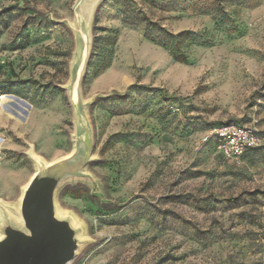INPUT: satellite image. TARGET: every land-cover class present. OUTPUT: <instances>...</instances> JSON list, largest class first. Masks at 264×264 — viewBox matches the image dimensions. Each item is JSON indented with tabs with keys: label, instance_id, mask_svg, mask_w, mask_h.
Listing matches in <instances>:
<instances>
[{
	"label": "rangeland",
	"instance_id": "374dc122",
	"mask_svg": "<svg viewBox=\"0 0 264 264\" xmlns=\"http://www.w3.org/2000/svg\"><path fill=\"white\" fill-rule=\"evenodd\" d=\"M102 1L0 0V97H14L0 98V209L21 218L40 163L81 147L55 196L79 231L70 264H264V145L223 159L203 142L253 118L264 136V0L203 13L191 0H137L172 33H193L182 48L122 23L116 5L99 20L97 35L118 33L100 70Z\"/></svg>",
	"mask_w": 264,
	"mask_h": 264
},
{
	"label": "water",
	"instance_id": "95a60500",
	"mask_svg": "<svg viewBox=\"0 0 264 264\" xmlns=\"http://www.w3.org/2000/svg\"><path fill=\"white\" fill-rule=\"evenodd\" d=\"M79 145L88 144L85 128ZM81 147L73 157L40 163L21 201V218L0 209V264H70L79 248V231L57 215L55 196L62 181L81 167ZM81 157V158H82Z\"/></svg>",
	"mask_w": 264,
	"mask_h": 264
},
{
	"label": "trees",
	"instance_id": "16d2710c",
	"mask_svg": "<svg viewBox=\"0 0 264 264\" xmlns=\"http://www.w3.org/2000/svg\"><path fill=\"white\" fill-rule=\"evenodd\" d=\"M142 1V0H141ZM146 1V0H143ZM191 10L198 13L203 12H217L224 10L227 0H191ZM143 3L137 2V0H103L97 9L95 21H94V49L91 56V60L96 57L99 59L98 67L100 70L106 69L111 63V57L114 53V47L118 41L117 31H110L108 35H97L98 31L105 32L106 30L99 27V20L101 18H110L113 9L116 5H121V18L122 23L126 25H145V35L148 39L155 42L156 44L163 47L178 46L182 48L185 44H190L192 42L193 33L190 31H183L178 34H174L169 31L165 26L161 24L160 20H154L151 17L150 11H147L143 6ZM173 57L176 61L185 62L188 58L187 56L179 51L178 53H173ZM238 123V122H231ZM225 123V124H231ZM225 124L215 125L221 126ZM240 124V123H239ZM210 129V128H209ZM208 129V130H209ZM207 130V131H208ZM212 144L216 151L215 140H210L205 144ZM260 148V147H259ZM247 151L243 156L250 153L253 150ZM217 153V152H216ZM218 156L223 158L217 153ZM224 159V158H223Z\"/></svg>",
	"mask_w": 264,
	"mask_h": 264
},
{
	"label": "built area",
	"instance_id": "2783aa9c",
	"mask_svg": "<svg viewBox=\"0 0 264 264\" xmlns=\"http://www.w3.org/2000/svg\"><path fill=\"white\" fill-rule=\"evenodd\" d=\"M216 142V152L224 159H239L254 148L264 145V136L259 129V121L253 118L248 124L231 123L211 127L204 139Z\"/></svg>",
	"mask_w": 264,
	"mask_h": 264
},
{
	"label": "bare ground",
	"instance_id": "6f19581e",
	"mask_svg": "<svg viewBox=\"0 0 264 264\" xmlns=\"http://www.w3.org/2000/svg\"><path fill=\"white\" fill-rule=\"evenodd\" d=\"M83 38L86 39V36H83ZM0 98L3 101L8 102V103L14 100L13 96H1ZM21 107H22V109H26V106H25L24 102H22Z\"/></svg>",
	"mask_w": 264,
	"mask_h": 264
},
{
	"label": "crops",
	"instance_id": "0c3cea01",
	"mask_svg": "<svg viewBox=\"0 0 264 264\" xmlns=\"http://www.w3.org/2000/svg\"><path fill=\"white\" fill-rule=\"evenodd\" d=\"M19 172L17 171V170H11V174L13 175V174H18ZM29 183V182H28ZM28 185V184H27ZM27 187V186H26ZM26 187L24 188V190H23V192H22V195H21V197H20V209H21V201H22V197H23V194H24V191H25V189H26ZM3 209H5V207L3 208ZM8 213H9V211L7 210V209H5ZM10 214V213H9ZM11 216H13V217H15V218H17V219H19V217L18 216H16V215H12V214H10Z\"/></svg>",
	"mask_w": 264,
	"mask_h": 264
}]
</instances>
